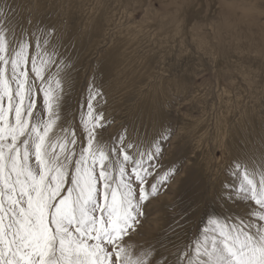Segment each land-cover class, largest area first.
Returning a JSON list of instances; mask_svg holds the SVG:
<instances>
[{
    "label": "snow or ice",
    "instance_id": "6c2138e0",
    "mask_svg": "<svg viewBox=\"0 0 264 264\" xmlns=\"http://www.w3.org/2000/svg\"><path fill=\"white\" fill-rule=\"evenodd\" d=\"M63 47L56 25L0 7V264H264V152L234 158L203 203L206 187L178 198L163 239L129 243L184 167L164 164L174 131L106 135L95 77L66 109L76 64Z\"/></svg>",
    "mask_w": 264,
    "mask_h": 264
},
{
    "label": "rangeland",
    "instance_id": "374dc122",
    "mask_svg": "<svg viewBox=\"0 0 264 264\" xmlns=\"http://www.w3.org/2000/svg\"><path fill=\"white\" fill-rule=\"evenodd\" d=\"M0 7L14 22L30 17L61 29V51L76 64L66 109H76L95 77L114 121L106 135L142 123L150 133L174 131L164 164L184 167L149 205L134 247L163 239L172 204L200 198L206 187L203 203L214 191L209 181L234 158L260 161L264 0H0ZM117 55L122 67L113 66Z\"/></svg>",
    "mask_w": 264,
    "mask_h": 264
},
{
    "label": "bare ground",
    "instance_id": "6f19581e",
    "mask_svg": "<svg viewBox=\"0 0 264 264\" xmlns=\"http://www.w3.org/2000/svg\"><path fill=\"white\" fill-rule=\"evenodd\" d=\"M99 21H101V20L99 19ZM111 60H112V61H113V60H117L116 63H115L116 65H113V66H116V67H117V64L119 63L118 65H120V67H122L121 62H122L123 60L120 58L119 55H117V56H115V57L113 56ZM124 65H125V64H124ZM124 65H123V66H124ZM116 69H117V68H116ZM107 71H108V69H107ZM108 75H109V74H108ZM110 75H111V74H110ZM114 75H115V74H114ZM247 137H248V136H247ZM248 139H249V138H248ZM242 141H243V140H242ZM236 143H237V142H236ZM237 145H238V144H237ZM242 146H243V145H242ZM241 148H242V147H241ZM238 150H239V149H238ZM236 151H237V150H236ZM238 152L241 154V151H240V150H239ZM239 153H238V154H239Z\"/></svg>",
    "mask_w": 264,
    "mask_h": 264
}]
</instances>
